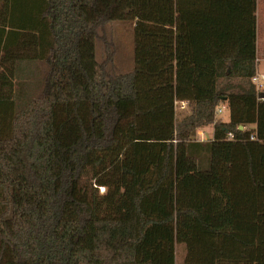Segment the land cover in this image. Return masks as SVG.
I'll return each mask as SVG.
<instances>
[{"label":"trees","instance_id":"16d2710c","mask_svg":"<svg viewBox=\"0 0 264 264\" xmlns=\"http://www.w3.org/2000/svg\"><path fill=\"white\" fill-rule=\"evenodd\" d=\"M256 14L257 0H0V264H176L178 245L183 264H264ZM124 22L135 67L115 76L96 44Z\"/></svg>","mask_w":264,"mask_h":264},{"label":"rangeland","instance_id":"374dc122","mask_svg":"<svg viewBox=\"0 0 264 264\" xmlns=\"http://www.w3.org/2000/svg\"><path fill=\"white\" fill-rule=\"evenodd\" d=\"M102 39L97 41L96 55L98 62H103L104 59L108 60L107 71L113 75H122L132 71L134 65V32L130 23H115L106 27L100 33ZM113 53V54H112ZM111 55V56H110ZM111 58H110V57ZM259 81L264 77V64H260L257 67ZM177 115L182 119V114L188 113V110H180L177 107ZM222 114L218 115L224 122H229L230 115L228 110L222 108ZM213 137V126L206 128L205 138ZM104 189L100 190L103 194ZM176 264H183L186 256L185 247L182 245L177 246Z\"/></svg>","mask_w":264,"mask_h":264},{"label":"crops","instance_id":"0c3cea01","mask_svg":"<svg viewBox=\"0 0 264 264\" xmlns=\"http://www.w3.org/2000/svg\"><path fill=\"white\" fill-rule=\"evenodd\" d=\"M257 67L260 64H264V0H257ZM187 103V102H186ZM189 103L185 106L184 109L180 107L178 102H176L177 107L180 110L189 109ZM205 130L198 131L197 139L200 142L208 141L212 138H205ZM214 133V130H213Z\"/></svg>","mask_w":264,"mask_h":264},{"label":"built area","instance_id":"2783aa9c","mask_svg":"<svg viewBox=\"0 0 264 264\" xmlns=\"http://www.w3.org/2000/svg\"><path fill=\"white\" fill-rule=\"evenodd\" d=\"M252 81H253V83L256 85L257 91L263 93L262 91L264 90V83L262 84V83L259 81L258 74L252 79ZM261 81H264V77L261 78ZM178 104L180 105V107H181L182 109H184L185 106L187 105L186 102H178ZM222 112H223L222 108H219V109L217 110V114H218V115H219V114H222ZM229 137H230V138H233L232 135H230Z\"/></svg>","mask_w":264,"mask_h":264},{"label":"water","instance_id":"95a60500","mask_svg":"<svg viewBox=\"0 0 264 264\" xmlns=\"http://www.w3.org/2000/svg\"><path fill=\"white\" fill-rule=\"evenodd\" d=\"M259 98H260V99H264V93H260V94H259ZM240 129H243V128L241 127Z\"/></svg>","mask_w":264,"mask_h":264}]
</instances>
